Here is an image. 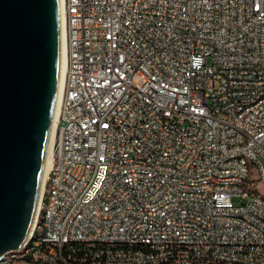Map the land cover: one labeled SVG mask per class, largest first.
<instances>
[{
	"label": "built area",
	"instance_id": "built-area-1",
	"mask_svg": "<svg viewBox=\"0 0 264 264\" xmlns=\"http://www.w3.org/2000/svg\"><path fill=\"white\" fill-rule=\"evenodd\" d=\"M65 13L41 208L0 264H264V0Z\"/></svg>",
	"mask_w": 264,
	"mask_h": 264
},
{
	"label": "water",
	"instance_id": "water-1",
	"mask_svg": "<svg viewBox=\"0 0 264 264\" xmlns=\"http://www.w3.org/2000/svg\"><path fill=\"white\" fill-rule=\"evenodd\" d=\"M60 62V0H0V255L32 230Z\"/></svg>",
	"mask_w": 264,
	"mask_h": 264
},
{
	"label": "bare ground",
	"instance_id": "bare-ground-1",
	"mask_svg": "<svg viewBox=\"0 0 264 264\" xmlns=\"http://www.w3.org/2000/svg\"><path fill=\"white\" fill-rule=\"evenodd\" d=\"M60 16H61V62H60L59 86H58V92H57V97H56V102H55L53 123L51 127L49 146H48V151H47V156H46V161H45V166H44L43 179H42L41 188H40V195L38 199L37 210H36V215L33 221L32 229L34 228L36 224L37 215H38L39 209L41 208L42 191H43L45 180L48 177V174L51 168L52 147H53L54 138H55L56 126L59 121L60 111H61V98H62L64 76H65V71H66V47H67L65 0H60Z\"/></svg>",
	"mask_w": 264,
	"mask_h": 264
},
{
	"label": "rangeland",
	"instance_id": "rangeland-1",
	"mask_svg": "<svg viewBox=\"0 0 264 264\" xmlns=\"http://www.w3.org/2000/svg\"><path fill=\"white\" fill-rule=\"evenodd\" d=\"M252 178L255 179L257 178V176L255 174H252ZM257 189L264 194V184L262 182H258ZM233 200L235 203H240L239 197H234Z\"/></svg>",
	"mask_w": 264,
	"mask_h": 264
}]
</instances>
